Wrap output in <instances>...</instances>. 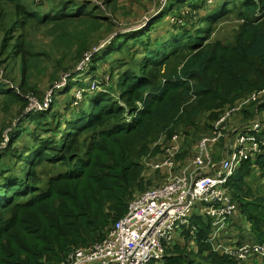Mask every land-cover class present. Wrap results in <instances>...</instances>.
Segmentation results:
<instances>
[{"label": "trees", "instance_id": "obj_1", "mask_svg": "<svg viewBox=\"0 0 264 264\" xmlns=\"http://www.w3.org/2000/svg\"><path fill=\"white\" fill-rule=\"evenodd\" d=\"M221 3L209 8L206 0H168L147 28L107 36L102 32H113L115 23L105 8L116 0H0V110L7 116L18 110L0 138V264H47L100 241L146 189L141 159L159 135L170 138L183 128L195 141L224 108L264 90V0ZM228 13L241 21L232 38L210 39ZM42 29L46 47L38 40ZM96 46L89 72L108 73L101 84L108 86L83 89L76 104L68 98L70 84L61 90L63 111L53 103L28 110V97L37 91L30 78L58 80L75 68L65 65L68 58ZM10 74L19 78L17 91L6 79ZM252 165L264 180V146L227 182L247 232L237 243L222 234L215 245H264V190L250 186ZM211 223L195 211L180 227L182 242L166 244L159 264H264V252L252 250L239 260L215 249ZM191 239L189 249L183 243Z\"/></svg>", "mask_w": 264, "mask_h": 264}, {"label": "built area", "instance_id": "obj_2", "mask_svg": "<svg viewBox=\"0 0 264 264\" xmlns=\"http://www.w3.org/2000/svg\"><path fill=\"white\" fill-rule=\"evenodd\" d=\"M259 94H253L249 100L256 101ZM47 98L50 100V96L45 97V103L34 102L31 106L29 103L28 110L46 109ZM238 109L239 106L233 107L220 115L213 125V136L201 138L182 163L177 157L182 150L181 135L172 134L160 157L145 162L149 171L163 173V180L136 194L128 202L125 214L110 226L103 239L84 248H72L58 264H159L165 258L166 244L174 241L176 232L188 224L195 211L211 218L209 239L215 244L238 212L228 179L243 160L254 162L264 146L263 111L255 120H247L236 128L227 156L212 172L205 171L215 165L210 145L222 131H228L231 115ZM214 246L239 260L246 259L252 250L264 252V245L248 243L238 247L223 243Z\"/></svg>", "mask_w": 264, "mask_h": 264}, {"label": "rangeland", "instance_id": "obj_3", "mask_svg": "<svg viewBox=\"0 0 264 264\" xmlns=\"http://www.w3.org/2000/svg\"><path fill=\"white\" fill-rule=\"evenodd\" d=\"M206 1H207L208 6H210L209 8H213L217 5L222 4L221 0H206ZM167 2H168V0H116V5L114 8H110L108 6H106V8H105L106 13H108L109 11L111 12V16H108V15L107 16L110 17L111 21H113L115 23L114 31L109 33V30H106L102 33L107 35V36H112L115 34L116 31H119V30L124 31V30H130V29L138 28L139 26H142V25L146 26V25H148L147 22H149L153 18V15H155L156 13L158 14L162 11V9H163L162 7L166 6ZM117 4H118V6H117ZM199 14H203V11L200 10ZM167 18H169V17H167ZM169 19L173 20L172 18H169ZM240 22L241 21L238 19H235V17H233V15L231 13H228V15H226L223 19H221L219 22H217L215 24L214 30L212 31L210 39L215 40V41H219L221 43H226L228 40H230L232 38V35L235 32V30H237L238 24ZM168 25L173 26V23L171 22ZM146 28H147V26H146ZM45 32H46L45 29L40 30V33H38V40L40 41V43L45 44V47H46L48 39L46 38ZM106 39H108V38L103 39L104 41L101 40L100 43L105 42ZM95 48H97V46L93 47V49L91 48L92 50L90 52H84L83 55L81 56V58H78L77 60H74L73 58H68L65 61V65L68 66L69 70H70L76 64L75 68H73L74 70L71 73H69V72L65 73V74L62 73V75H60L61 78L58 80H54V81L49 83L48 78H36L35 80H34V78H30L29 82L31 85H34L33 81H36V84H37V91H36V93H34V95H36V96L30 95L28 97V100L30 101V106H31V103H34V102H38L41 104L42 102H44L45 97L50 96V100H49V98H47V101H46L48 104L46 110H48L50 105L53 103L54 104L53 110L58 109L59 111H63V108L67 105V103H66L67 97L62 93V91H64L67 86L70 87L71 86L70 84H72V86H74V87L71 88V91L68 92V93H70L68 98L72 97L74 103H76V104L84 99V96L81 95V92L83 89L88 91V92H94L96 90H102L103 88L108 86V84L107 85H101L103 80H105L106 83L108 82V80H109V76L107 75L108 73L105 74L103 72L102 73L96 72L93 75L89 72V69L91 67L89 63L92 60L91 59L92 57H90V55L94 53ZM83 66H85L84 69H82ZM104 68H105V66H104ZM100 69H102V68H100ZM2 72L3 71L0 67V77H3ZM114 78H116V76ZM6 79L9 81V86L11 88H14L17 91L18 90V84H19V78H15L14 75L10 74V77L6 78ZM68 80H70V81L67 82ZM88 87L90 90L88 89ZM34 90H35V86H34L33 92H34ZM54 91H56L54 93V95L48 94V93L52 94ZM59 91H61V93H59ZM259 92H261V93L259 94ZM253 94H259L258 97L260 96V98L256 101L249 100V98ZM28 95H25L26 101H27ZM263 101H264V91L263 90H260V91L255 90V91H252L251 93L245 95L242 98V100L238 101L236 104H233L231 106L224 108L220 112L218 118L211 121V123L209 125L210 126L209 131L204 132V135H202L201 137L199 136L200 138H198L195 141L192 140L193 139L192 137L195 135L192 132L191 133H185L183 128L176 131V133H180L181 138H182L181 139V149L182 150L179 154V156H181V157L180 158L178 157V161L180 163H182L183 160L185 159V157L189 153H192L195 150L196 145L201 138L213 136V125L219 119L220 115H222L223 113H225L226 111H228L229 109H231L233 107L239 106L238 111L236 110V112H234V114H232V113H231L232 115L230 114L231 120H230V124H229L230 127H229L228 131L227 130L222 131L221 136L219 138H217V140L210 145L212 164L214 163L215 165H214V167L211 166L210 168L205 169V171L212 172L216 168V166H218V164L227 156V153H228L227 149L229 148V145L233 142L234 133L236 131V128L239 127L240 125H242L243 122H245L247 120H249V121L255 120L256 117H258V115L261 114V112L259 111V106H260V103H262ZM76 104H73L72 106H74ZM251 104H253L255 106H253ZM11 109L15 113V108L12 107ZM249 109L254 110L253 114L255 115V117L251 116L252 111H251V114L249 112H247ZM17 111L15 113L16 115H17ZM14 113H11L9 116H7L6 113H4L3 111L0 110L1 126L3 125V123H4V127L6 126L5 129H4V127H2V129L0 130V138H1V135L6 136V132L9 131V128L7 129V127L10 125V122H13L14 120L17 119L16 116H14ZM8 120H10V121H8ZM207 121H206L205 115H204L202 117V122H207ZM25 122H27V121H25ZM27 124L30 125V123H27ZM168 140H169V137H167L166 133L159 135L156 138V140L154 141V143L150 144V152L141 159V164H142L141 178H142L143 183H144V188H146V189L153 186V185H151L152 182L154 184H158L160 182V180H162L163 177H165L164 174L161 173L160 171H149L147 169V167L145 166V162L148 160H152L154 158L160 157L161 152H162V148L167 144ZM227 142H228V145H226ZM156 146L159 147V151L157 153L156 152L152 153L155 150ZM184 148L185 149L188 148L185 154L182 152ZM249 161L251 162V160H249ZM252 166H253L252 167L253 169H252L250 176H249L250 186L257 193H262L264 190V180L261 178L258 168L255 167V165H252ZM247 226H248V224H247L246 220L237 212L229 220V224H228L226 230L224 231L225 232L224 235L226 236L227 240L228 239L234 240L235 243H237V240H241V239H239V236H241L240 235L241 231L243 233L247 232V229H246ZM228 236H231V237L227 238ZM210 237H211V234H210ZM175 238H176V236H175ZM175 238H174V243H173L172 247L179 243V238H176V239ZM246 240L250 241V239H247V238H246ZM180 242H182V240ZM192 242H193V240L191 239L189 241V244H186V243H188V241L184 242L183 244L187 248L191 249L192 246H194V244H192ZM195 245H196V243H195ZM213 245H215V244L213 243ZM62 260L50 261L47 264H58V263L62 262Z\"/></svg>", "mask_w": 264, "mask_h": 264}, {"label": "crops", "instance_id": "obj_4", "mask_svg": "<svg viewBox=\"0 0 264 264\" xmlns=\"http://www.w3.org/2000/svg\"><path fill=\"white\" fill-rule=\"evenodd\" d=\"M251 162H252V161H251ZM162 180H163V179H162ZM160 182H161V180H160ZM223 234H224V233H223ZM175 235H176V238H179V241H181V240H182V239L180 238V232H179V231H178V232H176V234H175ZM176 238H175V239H176Z\"/></svg>", "mask_w": 264, "mask_h": 264}]
</instances>
